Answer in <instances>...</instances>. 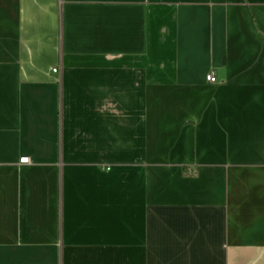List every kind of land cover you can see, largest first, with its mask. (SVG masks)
Returning <instances> with one entry per match:
<instances>
[{"label": "crops", "instance_id": "0c3cea01", "mask_svg": "<svg viewBox=\"0 0 264 264\" xmlns=\"http://www.w3.org/2000/svg\"><path fill=\"white\" fill-rule=\"evenodd\" d=\"M0 264H264V0H0Z\"/></svg>", "mask_w": 264, "mask_h": 264}, {"label": "built area", "instance_id": "2783aa9c", "mask_svg": "<svg viewBox=\"0 0 264 264\" xmlns=\"http://www.w3.org/2000/svg\"><path fill=\"white\" fill-rule=\"evenodd\" d=\"M205 77H206V80L208 82L214 83L216 81V78H215V76L213 75L212 72L208 73ZM19 162L20 163H28V158L27 157H22V158H20Z\"/></svg>", "mask_w": 264, "mask_h": 264}]
</instances>
